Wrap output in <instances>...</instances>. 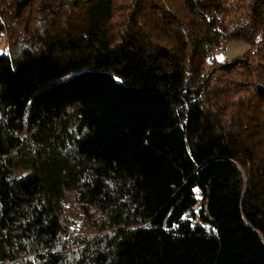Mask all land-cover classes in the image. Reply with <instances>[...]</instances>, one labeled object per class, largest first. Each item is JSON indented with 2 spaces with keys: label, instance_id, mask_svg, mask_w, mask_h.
Instances as JSON below:
<instances>
[{
  "label": "trees",
  "instance_id": "16d2710c",
  "mask_svg": "<svg viewBox=\"0 0 264 264\" xmlns=\"http://www.w3.org/2000/svg\"><path fill=\"white\" fill-rule=\"evenodd\" d=\"M2 31L0 264H264V0H0Z\"/></svg>",
  "mask_w": 264,
  "mask_h": 264
},
{
  "label": "rangeland",
  "instance_id": "374dc122",
  "mask_svg": "<svg viewBox=\"0 0 264 264\" xmlns=\"http://www.w3.org/2000/svg\"><path fill=\"white\" fill-rule=\"evenodd\" d=\"M10 40L7 31L0 32V53L9 50ZM21 47L18 45V48ZM249 48V44L243 41L230 42L227 47L217 53V58L220 61H229L235 56L244 54ZM222 57V59H220Z\"/></svg>",
  "mask_w": 264,
  "mask_h": 264
},
{
  "label": "snow or ice",
  "instance_id": "6c2138e0",
  "mask_svg": "<svg viewBox=\"0 0 264 264\" xmlns=\"http://www.w3.org/2000/svg\"><path fill=\"white\" fill-rule=\"evenodd\" d=\"M220 59H222V57Z\"/></svg>",
  "mask_w": 264,
  "mask_h": 264
},
{
  "label": "built area",
  "instance_id": "2783aa9c",
  "mask_svg": "<svg viewBox=\"0 0 264 264\" xmlns=\"http://www.w3.org/2000/svg\"><path fill=\"white\" fill-rule=\"evenodd\" d=\"M195 210V209H194Z\"/></svg>",
  "mask_w": 264,
  "mask_h": 264
}]
</instances>
